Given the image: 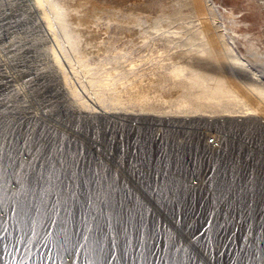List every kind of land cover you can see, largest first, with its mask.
I'll use <instances>...</instances> for the list:
<instances>
[{"label": "rangeland", "instance_id": "1", "mask_svg": "<svg viewBox=\"0 0 264 264\" xmlns=\"http://www.w3.org/2000/svg\"><path fill=\"white\" fill-rule=\"evenodd\" d=\"M89 1L92 7H104L105 15L114 10L138 15L144 19L143 31L130 28L129 32L127 25L117 30L114 21L107 26L101 23L86 34L91 35L90 42L81 46L78 54L82 56H78L46 5L52 30L33 10L32 0H0V206L12 200L22 210L20 216L29 217L33 208H39L32 204L37 201L41 209L51 201L66 210L84 203L87 212L93 213L98 189L109 205L113 192L122 195L128 186L131 192L139 191V199L146 198L141 192L145 188L151 215L189 217L193 213L192 158L196 146L201 150L202 135H222L218 128L227 135L233 129L247 135L257 131L255 125H229L224 118L229 115L171 107L174 101L168 99L175 96V90L165 80L164 70L184 50L176 44L166 47L149 25L158 15L171 14L176 0ZM76 2L71 1L72 7ZM191 2L196 23L207 30L215 50L214 57L202 54L201 64L211 63L248 96L223 52L219 32L264 79V0H209L211 10L207 1ZM185 29L177 27L181 32ZM192 56L182 54V59L192 60ZM4 72L11 74V80L1 77ZM62 83L74 87V96L85 102L81 110L60 93ZM130 91H144L147 98L131 99ZM249 100L259 105L253 96ZM258 107V114L264 116V105ZM220 120L225 123L220 125ZM17 192H21L17 198L11 196ZM169 225L167 229L173 232L164 240L173 252L177 239L173 224Z\"/></svg>", "mask_w": 264, "mask_h": 264}, {"label": "built area", "instance_id": "2", "mask_svg": "<svg viewBox=\"0 0 264 264\" xmlns=\"http://www.w3.org/2000/svg\"><path fill=\"white\" fill-rule=\"evenodd\" d=\"M232 131L204 134L194 149L191 216L151 215L145 188L139 199L128 186L109 205L98 189L93 213L84 203L41 209L30 200L39 208L25 217L10 200L0 206V264H264V137ZM230 168L263 179L255 190L241 189L221 181ZM172 222L170 252L164 239Z\"/></svg>", "mask_w": 264, "mask_h": 264}, {"label": "bare ground", "instance_id": "3", "mask_svg": "<svg viewBox=\"0 0 264 264\" xmlns=\"http://www.w3.org/2000/svg\"><path fill=\"white\" fill-rule=\"evenodd\" d=\"M71 1L74 0H32L34 7V9L33 8L32 9L40 14L42 21L45 23L48 29L52 28L53 21H51L48 15L46 14L44 5H46L49 8V10H51L54 16L53 19L55 24H57L59 30L62 32L63 36L65 37V40L68 42L70 48L78 56H82L78 54L81 52L80 51L81 46L86 45L90 42L89 36L91 35L87 37L86 34L91 32L94 29V27H97L99 29L100 27H98L97 25L101 23L107 26L111 21H114L115 24L114 28H117V30L122 29L124 28L125 25H127V27L125 28L129 30V32L132 31L130 28L138 29L139 32L143 31L144 19L140 18L136 14H132L130 12L127 13L120 10H114L105 15L104 14L105 9H103L104 7L103 8L101 7L102 9L92 7L89 0H77L75 7H72ZM205 1L209 3L207 6L208 7L210 6L209 8L211 10L213 7L212 4L209 2V0H204L205 4H206ZM191 3H192L191 0H176L174 6L175 9L171 14L158 15L156 18H154L152 24L149 25L151 29L148 27L151 30V32L153 31L161 35L163 42L166 44V47L174 48L177 47L174 46V44H176L182 47L184 50V51L181 50L180 53L177 54L178 59L171 60V62L167 65L166 69L164 70L165 80L169 79L171 81L170 84L171 89L175 90V96L170 97L168 99L170 102H172V100L174 101V104H172L171 107L178 111L186 110L185 112L204 111V112H212V113L218 112L224 116L229 115V117L223 116L227 120L229 125L233 124L239 127H249L255 125L257 126V127L254 126V129L257 130L254 131L255 134L264 137L262 134H260V133H264V116L258 114L260 109L258 106L264 105V79L261 78L258 72H256L250 67L249 63L246 60H244V58L240 57L238 54L234 52V50L230 47L228 42L222 38L223 35L219 31L218 32H219L220 40L219 39L218 40L221 41L222 43V49L226 55L228 63H230V66H232L234 71L237 73L238 77L242 79L243 82L241 83H243L249 95L246 96L240 93L222 74L223 72L221 73L220 71H216L211 63L204 65L203 62L202 63L203 65L201 64L202 54L205 56H212L215 50L207 30L200 24V22L196 23L197 20H195L196 17H194L195 12L192 10L193 8L191 7ZM185 7L189 9H187L184 12ZM207 12H209V10ZM104 19L107 20L106 23L104 22ZM180 25H184L186 27L185 32H181L177 30V27H180ZM165 26L167 28H165ZM214 28L215 27H213V29ZM144 32L146 33L150 31L146 30ZM187 53L193 54L192 60L182 59V54H187ZM214 56L215 55H213V57ZM52 58L55 59L54 54H52ZM56 61H58L57 58ZM96 73L97 71H95V74ZM1 77L4 78L5 80L6 79L11 80L12 76L11 74L4 72L1 74ZM62 78L64 77L62 76ZM96 79L98 80L97 77ZM62 84L63 85L61 84L58 85V89L60 90V93L62 92V94L65 95L68 99H72L73 105H75L78 110H81V108L84 107L83 104L85 102L82 100L81 101L78 100V98L74 96L75 91L71 90L74 87L71 86L72 88L70 89L69 88L70 86H67L68 84L67 85H65V83ZM100 84L106 86V84H104L103 82H101ZM128 96L129 98L137 100L139 102L147 98V94L144 93V91H137V92L130 91ZM249 96H253L258 101L259 105L258 106L254 105L249 100ZM224 123H225L224 120H220V125H223ZM213 125L215 127V123H213ZM208 128H209L208 131H211L213 129V127H211L210 125ZM217 130L221 131L222 135L227 136V134L224 133L223 130L219 128ZM211 133H215V132H211ZM222 176H224V178L221 177V181L224 180V183L226 184L228 183L230 185H232V183L236 185H239L241 183V186H239L238 188L244 187V189L249 188L251 185L255 183L256 186H258L260 180L263 179L261 176L252 177L248 179L249 176L247 175L241 176L232 168L226 170ZM236 176H238L237 180L235 179ZM253 189L255 190V188ZM254 190H251L249 192H252ZM166 243L167 240L165 244ZM166 248L167 246L165 247V249ZM167 254L168 251L165 250L164 255Z\"/></svg>", "mask_w": 264, "mask_h": 264}]
</instances>
